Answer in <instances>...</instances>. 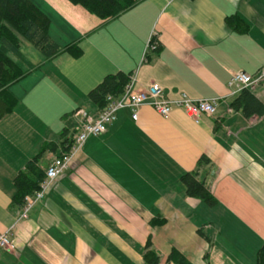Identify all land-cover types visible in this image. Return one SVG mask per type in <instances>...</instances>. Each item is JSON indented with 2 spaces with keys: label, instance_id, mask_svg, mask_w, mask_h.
I'll use <instances>...</instances> for the list:
<instances>
[{
  "label": "crops",
  "instance_id": "0c3cea01",
  "mask_svg": "<svg viewBox=\"0 0 264 264\" xmlns=\"http://www.w3.org/2000/svg\"><path fill=\"white\" fill-rule=\"evenodd\" d=\"M39 1L50 35L56 22L70 34L60 45L78 44L82 55L43 57L10 88L19 103L0 119V233L14 227L17 250L0 251V264H146L148 240L160 264L174 249L192 264H255L264 248V116L228 110L241 93L231 76L264 69V0H144L110 20L68 0ZM233 15L248 33L227 26ZM151 36L159 46L143 61ZM119 72L136 73V90L158 84L170 99H218V112L197 124L180 109L164 119L144 106L136 121L120 111L19 220L17 175L54 143L39 162L46 172L64 153L67 121L96 116L88 94ZM252 92L264 104V88ZM204 156L211 165L198 168ZM197 170L213 207L187 195L181 178Z\"/></svg>",
  "mask_w": 264,
  "mask_h": 264
},
{
  "label": "trees",
  "instance_id": "16d2710c",
  "mask_svg": "<svg viewBox=\"0 0 264 264\" xmlns=\"http://www.w3.org/2000/svg\"><path fill=\"white\" fill-rule=\"evenodd\" d=\"M73 5H78L95 15L101 20H110L132 9L144 0H68ZM227 26L238 34H246L249 24L237 15L226 18ZM50 18L31 0H0V119L11 114L17 107L19 100L11 92V86L29 75L37 66L32 63L22 52L21 37L34 46L42 56L51 60L61 53H69L75 58L82 55L78 44L60 45L50 35ZM131 74L119 72L109 75L95 87L89 94V100L99 110L107 105L108 97H119L125 91L130 82ZM231 108L241 112L245 118L264 116V104L255 94L245 89L232 103ZM78 132L77 123L71 119L60 135L61 146L67 152L74 143V136ZM57 147L56 144L43 146L40 153L28 162L14 180L16 193L13 197L14 204L23 206L24 199L34 194L44 181L46 172L39 167L44 155ZM211 165L207 157L199 160L198 168ZM186 187L187 195L203 201L210 207L217 204V200L211 193L205 179L199 176L198 170L188 173L181 178ZM161 223V222H160ZM203 236V233L200 232ZM146 264H160V257L153 249L150 240L147 241L144 251ZM172 264H192L180 251L174 249L167 259ZM255 264H264V248L256 258Z\"/></svg>",
  "mask_w": 264,
  "mask_h": 264
},
{
  "label": "built area",
  "instance_id": "2783aa9c",
  "mask_svg": "<svg viewBox=\"0 0 264 264\" xmlns=\"http://www.w3.org/2000/svg\"><path fill=\"white\" fill-rule=\"evenodd\" d=\"M159 46V42L151 36L143 55V61L148 57L151 50H155ZM137 80V75L132 74L130 82L125 91L117 98L108 97L107 105L101 109L96 116H90L86 113H77L81 115V121L78 124V132L74 136V143L71 148L55 158L46 170V176L41 183L39 189L34 194L27 196L24 199L22 206V214L20 219H26L35 206L41 201L52 184L65 171L71 168V165L81 151L86 141L91 137H99L107 131V127L114 123L117 119V114L122 110H129L132 114V119L136 121L139 117V111L144 106H149L164 119H169L175 109L182 110L188 118L199 124L203 118H212L216 116L219 107L218 99H191L186 94H181L176 99L168 98L162 87L158 84H151L143 90L134 89V84ZM229 87L234 88L236 92H241L245 89L255 90L258 87L264 88V69L254 76L238 72L231 76ZM234 110L229 108L228 112ZM14 227L4 233H0V251L14 253L17 250V241L13 236Z\"/></svg>",
  "mask_w": 264,
  "mask_h": 264
},
{
  "label": "rangeland",
  "instance_id": "374dc122",
  "mask_svg": "<svg viewBox=\"0 0 264 264\" xmlns=\"http://www.w3.org/2000/svg\"><path fill=\"white\" fill-rule=\"evenodd\" d=\"M35 3L39 4L44 10H46V7L44 3L39 0H33ZM52 35L54 38L58 39L59 44L63 43L67 40H70V34L65 33L60 29V27H56V22H53L52 24ZM22 40V52L24 55L33 63V62H39L43 59L42 54L34 47L32 46L27 40L21 37Z\"/></svg>",
  "mask_w": 264,
  "mask_h": 264
}]
</instances>
